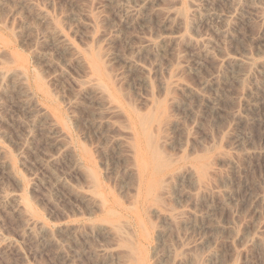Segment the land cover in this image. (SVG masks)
I'll use <instances>...</instances> for the list:
<instances>
[{"label": "rangeland", "instance_id": "rangeland-1", "mask_svg": "<svg viewBox=\"0 0 264 264\" xmlns=\"http://www.w3.org/2000/svg\"><path fill=\"white\" fill-rule=\"evenodd\" d=\"M0 150V264H264V0H0Z\"/></svg>", "mask_w": 264, "mask_h": 264}, {"label": "bare ground", "instance_id": "bare-ground-1", "mask_svg": "<svg viewBox=\"0 0 264 264\" xmlns=\"http://www.w3.org/2000/svg\"><path fill=\"white\" fill-rule=\"evenodd\" d=\"M108 1H112V0H108ZM30 7H31V5H30ZM34 12V11H33ZM36 12V11H35ZM37 16L38 17H40V18H42V19H44V20H47V18H48V16H47V14L45 13V12H43V11H38L37 13ZM35 14V15H36ZM52 34H54L53 35V37L55 36V35H57V37L61 40L60 42L62 43V44H64L66 47H71V48H73V44L68 40V38L66 37V36H64L63 35V33L58 29V27L57 28H55V29H53L52 30V32H51ZM56 37V36H55ZM58 38H56V39H58ZM74 49V48H73ZM100 54V53H99ZM92 56V58H93V56H94V54L93 55H91ZM100 56V55H99ZM90 57V56H89ZM89 57H88V59H87V61L88 60H90L89 59ZM91 58V57H90ZM92 60V59H91ZM97 62V61H96ZM89 63H91V64H93V67H92V65L91 64H89ZM235 63L237 64V65H242L243 63H245V62H243V61H241V60H237V61H235ZM88 64L90 65V67H92L93 69H94V71L97 69L96 67H98V66H94V65H96V63L94 64V62L92 63L91 61L90 62H88ZM98 65H100V67H101V64H99L98 63ZM92 68H90V69H92ZM96 68V69H95ZM99 68V67H98ZM100 70H101V68H99ZM99 70V71H100ZM92 71V70H91ZM93 71V73H94V75L96 76V73ZM97 71V70H96ZM103 72V71H102ZM102 74V73H101ZM101 74L98 76V77H101ZM93 75V76H94ZM98 75V74H97ZM103 76V75H102ZM102 84V83H101ZM103 86V85H102ZM96 87V86H95ZM104 87V86H103ZM105 88V87H104ZM97 89V88H96ZM99 89H100V87H99ZM170 89H183V90H186V91H189V89L186 87V86H184L183 84H181L180 82H178V81H175L174 83H173V85L172 86H170ZM103 90V89H102ZM111 107V106H110ZM116 109V108H115ZM114 110V109H113ZM116 111V110H115ZM151 116H153V114L151 115ZM150 119L151 118H149L148 116L146 117V118H143L142 119V121L139 123V125L141 124V123H143V135L145 134V132L147 133V129H146V126L149 124V121H150ZM170 122V121H169ZM169 124V123H168ZM166 125V124H165ZM171 125H172V123H171ZM161 126V125H160ZM164 126V125H163ZM141 127V126H140ZM167 127V126H166ZM161 128V127H160ZM139 130V129H138ZM142 130H140V131H142ZM165 130H166V128H165ZM148 134V133H147ZM146 134V135H147ZM143 135H142V137H143ZM140 136V135H139ZM145 136V135H144ZM145 137H148V135L147 136H145ZM153 137H151V139H152ZM155 138V137H154ZM148 139H149V137H148ZM148 139H146V140H148ZM151 141V140H150ZM149 142V140L147 141V143ZM152 142V141H151ZM151 142H149V144H151ZM145 143H146V141H145ZM146 143V144H147ZM145 144V145H146ZM158 144V143H157ZM157 144H155L154 143V145H157ZM147 147H142L141 148V150L140 149H136V152L135 151H133L134 153H136V156H135V160H136V164H137V174H136V176L138 177V179H137V177H135L136 179H137V186H138V188H139V190H140V187L142 188V185H143V183H144V179H145V174H146V172L148 171L147 169H148V167H150V160H149V158L150 159H152L153 158V156H154V159H152L154 162H151L152 163V165H154L153 163H155V160H157V159H155L156 157L157 158H159L158 159V161H159V163H161V164H165L166 162H167V160H166V162H164V161H162L161 159L162 158H160L161 156H160V153L162 154V152H160L159 153V151H158V149L157 150H155V149H152V147H151V145H146ZM153 146V145H152ZM138 147V146H137ZM136 148V147H135ZM140 148V147H139ZM154 148V147H153ZM156 148V147H155ZM151 149V150H150ZM134 150V149H133ZM150 151H151V153H150ZM0 153L1 154H4V151L3 150H0ZM159 156V157H158ZM152 157V158H151ZM199 162H201V161H199ZM151 165V166H152ZM166 165V164H165ZM167 165H168V163H167ZM166 165V166H167ZM202 165V164H201ZM203 165H205L206 166V163H204ZM202 165V167H205V166H203ZM159 166V164L158 165H155V166H153L154 167V170L157 168V167ZM165 166V169H167V167ZM156 167V168H155ZM207 167V166H206ZM206 167L204 168V169H206ZM134 168V167H133ZM162 168H163V166H162ZM161 168V169H162ZM194 168V167H193ZM193 168H191L190 166L189 167H187V168H185V169H183L182 171H180L179 173H177V174H172V175H169L168 177H165L164 179H167L166 181H168V182H170V183H172V181L174 180V179H177V178H182V179H187V180H189V181H191L195 186H201V181H200V179H199V177H198V173L196 172V170H194ZM196 168H198V166L196 167ZM159 169H160V166H159ZM158 169V170H159ZM135 170V169H134ZM150 170V169H149ZM154 170H153V172H154ZM163 170H164V168H163ZM181 170V169H180ZM165 171V170H164ZM202 171V170H201ZM200 171V172H201ZM153 172H151L152 174H153ZM156 173V172H155ZM175 173V172H174ZM205 173H206V171H205ZM204 173V174H205ZM149 174V173H148ZM158 174L159 173H157V176H158ZM201 174V173H200ZM208 174V172L205 174V175H207ZM156 175V174H155ZM205 175H203V176H205ZM146 176H148V175H146ZM154 176V175H153ZM161 176H162V174H161ZM160 176V177H161ZM201 176V175H200ZM208 176V175H207ZM154 178H155V176H154ZM157 178H159V177H157ZM161 178H163V177H161ZM135 179V180H136ZM154 180V179H153ZM152 180V181H153ZM159 180H161V179H159ZM159 180H157V181H159ZM163 180V179H162ZM155 181H156V179H155ZM155 181H153L154 183H155ZM175 181V180H174ZM205 181V180H204ZM150 182H151V180H150ZM161 182V181H160ZM163 182V181H162ZM168 182H166V183H168ZM165 183V184H166ZM202 183H203V181H202ZM206 183V182H205ZM153 184V183H152ZM145 185V184H144ZM151 185V184H150ZM157 185V184H156ZM159 185H161V184H159ZM204 185V184H203ZM202 185V186H203ZM152 186V185H151ZM155 186V185H154ZM153 186V187H154ZM161 186H165V185H161ZM168 186V185H167ZM201 186V187H202ZM153 187H150L151 189L153 188ZM166 187V186H165ZM163 188V187H162ZM145 189V188H144ZM148 189H149V187H148ZM169 189V188H168ZM142 190V189H141ZM155 190V189H154ZM161 191V190H160ZM160 191H159V193H160ZM170 191V190H169ZM169 191H167V189H165V188H163L162 189V192H161V196H166L167 195V193L169 192ZM172 191V190H171ZM143 192V191H142ZM153 192V191H152ZM158 192V191H157ZM139 193V192H138ZM141 194V193H140ZM151 194V193H150ZM149 194V191H148V196L150 195ZM171 194V193H170ZM147 195V194H146ZM152 195V194H151ZM150 195V196H151ZM157 195V194H156ZM155 195V196H156ZM159 195V194H158ZM168 195H169V193H168ZM167 195V196H168ZM147 196V197H148ZM159 197V196H158ZM163 198H165V200H166V197H163ZM157 199V198H156ZM159 199V198H158ZM156 210V209H155ZM176 215H173V214H168V215H166V219H168L169 221H174L175 220V217ZM178 219V217L176 218V220ZM174 223V222H173Z\"/></svg>", "mask_w": 264, "mask_h": 264}]
</instances>
